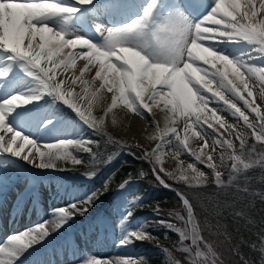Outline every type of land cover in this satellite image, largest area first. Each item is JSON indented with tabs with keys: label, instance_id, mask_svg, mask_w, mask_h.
<instances>
[{
	"label": "snow or ice",
	"instance_id": "snow-or-ice-1",
	"mask_svg": "<svg viewBox=\"0 0 264 264\" xmlns=\"http://www.w3.org/2000/svg\"><path fill=\"white\" fill-rule=\"evenodd\" d=\"M227 45L244 50L233 56L223 51ZM25 77L30 79L21 83ZM46 97L71 109L96 136L107 134L110 114L116 122L115 110L129 120H146L153 129L147 139L154 146L116 143L134 157L131 149H139L156 181L175 191L183 205L186 215H176L182 227L171 219L157 221L177 234L175 247L162 249L165 264H253L220 223L219 203L205 210L202 221L189 196L169 181L197 191L214 185L225 192L249 169H264V0H0V196L16 175L15 166L9 167L13 158L55 171L73 170L59 161L86 163L70 151L73 147L87 153L92 165L100 159V143L92 135L38 142L13 126L18 120L56 127L58 110L37 111ZM96 107L103 115L94 114ZM169 157L175 160L172 169L165 167ZM82 174L92 179L96 172L88 168ZM131 181L129 174L117 189ZM110 191L111 178L84 199L55 209L50 220L7 237L0 243V264H16L29 249L40 251L37 245L43 247ZM237 191L264 203V191L251 192L247 186ZM138 199L117 221L121 247L153 239L143 225L128 227ZM212 213L215 223L209 219ZM232 215L244 218L246 212L234 209ZM213 231L220 239H212ZM260 237L264 260V230ZM69 254H76L70 242L57 241L37 264H63L60 257ZM77 264L147 261L88 256Z\"/></svg>",
	"mask_w": 264,
	"mask_h": 264
},
{
	"label": "trees",
	"instance_id": "trees-1",
	"mask_svg": "<svg viewBox=\"0 0 264 264\" xmlns=\"http://www.w3.org/2000/svg\"><path fill=\"white\" fill-rule=\"evenodd\" d=\"M105 140L100 143V166H103L109 159L105 150ZM259 149V145L257 146ZM105 150V151H104ZM86 163L83 165H72L69 162L67 165L70 169L81 170L87 167L89 157L87 154L80 156ZM129 158V156H127ZM117 162L114 167H117L115 175L111 180L115 182L120 176L125 174L137 175L139 180L135 187L130 186L132 193H139L142 197L143 209H148L143 215L149 225V232L153 239L143 242L137 241L132 244L131 251L141 254L139 257L147 261V264H165L161 254L150 253V242L157 241L163 248L172 249L176 245L177 234L161 227L157 223V218L171 219L178 227H182V223L176 219L177 213L186 215L182 203L173 191L166 190L161 186L151 173L148 163L144 160H136L135 166L132 163L126 164ZM228 163V162H227ZM135 167V169H133ZM224 171V180L227 183L229 177L226 169ZM147 175L141 177L140 173ZM112 182V183H113ZM173 187L184 191L193 201L201 220L204 219L205 210L211 209L219 203L222 206V215L219 221L222 225L227 226L232 233L233 240L241 249L242 254L246 253L245 259L253 261V264H264V260L259 256V250L262 247L260 233L264 230V203L258 198H253L250 194L246 197L242 192H238L237 188L245 186L250 188L251 192L264 191V169L259 167L249 169L246 175H241L236 178L231 188L225 192H217L214 185L207 191H197L194 188H188L184 184H176L169 181ZM137 188V189H136ZM243 208L246 212L244 218H234L233 210ZM159 209L158 214H154L155 210ZM215 213L209 216V219L215 223ZM212 239H220L213 231Z\"/></svg>",
	"mask_w": 264,
	"mask_h": 264
},
{
	"label": "rangeland",
	"instance_id": "rangeland-1",
	"mask_svg": "<svg viewBox=\"0 0 264 264\" xmlns=\"http://www.w3.org/2000/svg\"><path fill=\"white\" fill-rule=\"evenodd\" d=\"M44 107L46 108L47 106H45V104H44L43 108ZM49 109H52V108H49ZM49 109H47V110H49ZM98 110H101L100 107L95 108V110H94L95 115H98ZM102 115H103V113H102ZM105 128H107L106 130L109 133H112L114 135H118L120 133V126L117 123V121L115 123H113V117L111 114L109 115V117L105 121ZM122 141L126 142L128 145H133V146L138 144L136 142L134 143V141H132L131 139H129L127 137L121 138V142ZM41 142H42V140H41ZM154 143L155 142L149 141L148 146H154ZM133 148H135V147H133ZM184 158H191V157H184ZM226 162H227V157L225 158V163ZM12 166H15V172H16V175L13 176V183L17 182V184L9 192L8 195H10V196L5 200V203L3 204L5 211H9L11 209V206L13 205V203H16L18 205L16 208L20 207L21 205H24V206L26 205L25 207L27 208V206H29L31 201L33 202L34 200H36L38 195L41 192H42V195L44 196V199H45V203H43V204L46 206L47 209H52V208L58 209L59 207L57 205H61V208H62V207H64V205L66 203H71V202L76 201V195L73 193H71V195H70L69 192H66V195L63 196V198L61 200H58L51 193L46 192L45 191L46 189H45L42 181L40 179H38V177L35 174L36 172H34L36 170V168H33V167L28 165V167L30 168L29 169L26 167L25 164L20 163V162L14 164ZM200 167L203 168V166H200ZM47 170L49 171V174L51 176H55L51 169H47ZM27 172H32V177L36 178L37 184H36V181H34L32 184L30 177H25ZM17 176L19 177V179H17ZM48 186L51 187V189L52 188L56 189V187H54L52 183H48ZM22 189L24 190L23 194L30 196V197L26 196L25 200L23 199L24 195L22 194ZM26 189L29 191V193H28V191H26ZM36 193H37V195H36ZM33 195H34V199H33ZM35 195H36V198H35ZM82 196H85V194ZM15 209H14V211H15ZM50 212H51V215H50V217H48L47 220L51 219L53 214H54L53 211H50ZM84 216H77V218L81 219ZM13 221L14 220L10 219V221L7 224L8 230L12 229L13 233L23 232L24 229H28V227L31 228L30 222H20L21 225L19 226V228L13 229V226L11 227V222H13ZM76 222H78V220H75V219L69 220L68 223L65 224L63 226V228L60 229V231L58 233H54V234L61 233L69 224L74 225ZM116 225H117V221H113V227H114L115 231L119 230V227H117ZM145 227H146V225L144 226V228ZM3 233L4 232H2L1 234L3 235ZM99 233H101V234H99ZM118 234H120V233H118ZM118 234L116 236V239H115V237H113V234H105L106 235L105 236V235H103V232L101 229H100V231L95 229L94 223L87 222L78 228V230L76 231V234L69 239V242L71 244V247L73 249L77 250L76 254H77V256H79V259H84L85 257H88V256H94V257L99 258V259H102V257L106 258V259H109V258L110 259H116V258L128 257L125 255V250H124L125 247L120 246L119 241L122 237H120V235H118ZM162 249L163 248L158 243H154L152 245V251L156 254H161V256H163V260L165 261L166 257H165V254L162 252ZM34 264H37V262H35ZM63 264H65V262H63Z\"/></svg>",
	"mask_w": 264,
	"mask_h": 264
},
{
	"label": "bare ground",
	"instance_id": "bare-ground-1",
	"mask_svg": "<svg viewBox=\"0 0 264 264\" xmlns=\"http://www.w3.org/2000/svg\"><path fill=\"white\" fill-rule=\"evenodd\" d=\"M244 50L243 46L241 45H227L223 48V51L225 53H229L233 56H239V54ZM20 75L23 76L24 73L20 72ZM30 78L25 77V81L21 82V83H26L28 82ZM214 106V105H210ZM51 110H56L54 108H52ZM117 112L116 115V121L120 126V133L117 135L119 138H129L132 141H134V143H138L140 145L143 146H148L149 144V140L147 139V136L152 133L153 129L148 125V122L146 120L140 119V118H136V119H127L123 116L122 113H119V110H115ZM222 115H225L229 122H234L233 118L227 114V113H223ZM55 122V121H54ZM13 126L16 127L19 130H22L24 132L25 135H29L30 137L35 135L36 137L40 134L39 131L34 130L33 127L27 125V123H22L21 121L18 120H13L12 121ZM56 123V127H47L49 130V132L47 130L42 131V136L43 137H50V136H56L59 134H62V136L66 137H70L71 139H75L77 138L76 136H79L81 131L85 129V125H83L78 117L75 119L74 122L65 125L64 122H55ZM163 126V124L161 125ZM38 129L43 130L46 127L43 126H37ZM69 132V134H67V132ZM82 134V133H81ZM190 143H192L194 146L196 144V138H193V140L190 141ZM13 159H17V158H13ZM181 159L185 160L186 162H191L192 158H184L181 157ZM19 161V160H18ZM32 166V165H31ZM175 166V160L174 158L169 157L168 159H166L165 162V167L172 169ZM33 167V166H32ZM39 210V214H42L44 212V210L40 207H38ZM39 215L35 214L32 212L31 217L28 219V222H30V227H34L35 225L39 224V222L37 224L34 223V221H36L39 217ZM3 219H5L3 217ZM50 220V219H49ZM22 221H25V217H22ZM3 225L0 224V232ZM29 228V227H28ZM25 230V229H24ZM13 235L10 234V236ZM67 236V235H66ZM69 236L67 237H63L58 238L56 236V234H53V237H51L46 244L41 247L40 245H37L36 247L38 249H40V251L38 252H34L33 250L29 249L28 252H26L23 256H21L20 260L16 262V264H34L35 262H37V260L39 259L41 253L45 250H47L49 253H51L52 250V245L55 244L57 241H62L65 239H68ZM76 259V256H73L72 254L67 255L66 257L62 256L60 257V259L65 262L68 259ZM102 259H106L103 258ZM110 259V258H109Z\"/></svg>",
	"mask_w": 264,
	"mask_h": 264
}]
</instances>
